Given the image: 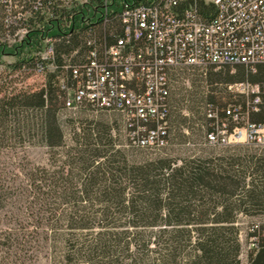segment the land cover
<instances>
[{
  "label": "trees",
  "instance_id": "obj_1",
  "mask_svg": "<svg viewBox=\"0 0 264 264\" xmlns=\"http://www.w3.org/2000/svg\"><path fill=\"white\" fill-rule=\"evenodd\" d=\"M198 9L207 19L216 13L202 0ZM74 11L61 7L60 0H0V63L12 55L18 75L44 73L39 87L0 97V138L34 130L49 149V165L26 173L41 222L37 240L48 263L243 264L239 217L264 214V144L137 159L120 145L112 122L62 114L116 112L126 145L136 149L161 152L176 138L185 143L199 136L223 146L208 135L217 122H227L229 131L239 126L229 109L264 126V62L172 69L164 141L139 146L121 111L90 104L73 109L65 103L61 78L73 84L65 66L84 62L105 39L113 43L110 31L117 34L121 27L114 14L104 29L102 23L86 24ZM24 28L28 32L21 36ZM45 37L56 39L54 58L46 61L38 56ZM46 62H54L56 70L49 72ZM185 78L189 87L181 86ZM241 82L257 86L258 92L230 88ZM247 235L254 239L248 262L264 264V223L254 224Z\"/></svg>",
  "mask_w": 264,
  "mask_h": 264
},
{
  "label": "built area",
  "instance_id": "obj_2",
  "mask_svg": "<svg viewBox=\"0 0 264 264\" xmlns=\"http://www.w3.org/2000/svg\"><path fill=\"white\" fill-rule=\"evenodd\" d=\"M88 25L119 19L120 31L111 44L103 41L91 49L87 59L68 64L72 85L61 78L68 108L82 104L121 111L127 119L132 142L139 146L163 143L169 73L181 67L246 64L264 62V0H202L216 13L207 19L199 12V0H60ZM47 15L51 16L50 13ZM28 16V14H26ZM74 17V16H73ZM28 30L24 28L21 36ZM106 37V36H105ZM38 51L44 61L54 58L56 39L45 37ZM54 62H46L49 72ZM43 69L35 72L44 81ZM230 88L258 92L247 82ZM259 101V97L255 102ZM234 121L237 110H228ZM210 117H216L211 113ZM217 145L264 144V126L247 123L229 131L227 122H217L208 135Z\"/></svg>",
  "mask_w": 264,
  "mask_h": 264
},
{
  "label": "rangeland",
  "instance_id": "obj_3",
  "mask_svg": "<svg viewBox=\"0 0 264 264\" xmlns=\"http://www.w3.org/2000/svg\"><path fill=\"white\" fill-rule=\"evenodd\" d=\"M16 57L4 55L3 63H0V97L17 93L20 90H31L41 85L40 78L30 75H18L13 71L12 63ZM219 69V67L217 68ZM235 69L232 68V71ZM12 71V72H11ZM189 78L182 80V87H189ZM234 92H242L241 89H233ZM183 113L189 114L184 109ZM63 118H85L98 117L112 122L116 127L118 142L130 151L132 157L141 159L143 157H155L157 154L169 155L170 157H185L188 154H206L207 152L221 153L229 148L239 145H247V142L232 146H212L205 142L204 136H199L197 141L180 142L179 138L172 140L163 151L152 149H136L128 147L125 127L120 115L116 112L84 114L64 111ZM248 123L246 113L239 118V126ZM69 126L67 130L69 131ZM186 133H189L185 128ZM22 132L11 138H0V264H49L45 257L43 248L37 240V232L41 222L39 220L36 202L28 185L27 172L38 166H48L50 152L48 147L40 144L34 134ZM196 133V131H195ZM199 134V133H197ZM195 137V136H194ZM196 138V137H195ZM255 147L256 145H250ZM12 190L9 191L7 187ZM24 188L23 192L19 191ZM5 198V199H4ZM5 202V206L1 203ZM264 223V214L257 216L241 215L239 225L243 242L241 254L243 264L248 262V251L253 245V238L248 237V231L254 224Z\"/></svg>",
  "mask_w": 264,
  "mask_h": 264
}]
</instances>
